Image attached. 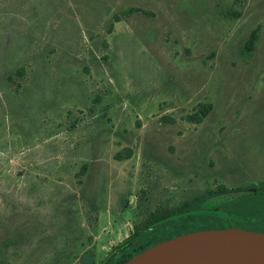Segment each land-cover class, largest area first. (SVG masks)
Instances as JSON below:
<instances>
[{"label": "rangeland", "instance_id": "obj_1", "mask_svg": "<svg viewBox=\"0 0 264 264\" xmlns=\"http://www.w3.org/2000/svg\"><path fill=\"white\" fill-rule=\"evenodd\" d=\"M262 182L264 0H0V264Z\"/></svg>", "mask_w": 264, "mask_h": 264}, {"label": "trees", "instance_id": "obj_2", "mask_svg": "<svg viewBox=\"0 0 264 264\" xmlns=\"http://www.w3.org/2000/svg\"><path fill=\"white\" fill-rule=\"evenodd\" d=\"M116 20L119 21L118 18ZM206 112L207 109L203 115ZM228 227L264 233V182L246 191H227L220 187L178 211L154 212L98 264H124L159 242L194 231ZM81 264L97 263L91 259Z\"/></svg>", "mask_w": 264, "mask_h": 264}, {"label": "water", "instance_id": "obj_3", "mask_svg": "<svg viewBox=\"0 0 264 264\" xmlns=\"http://www.w3.org/2000/svg\"><path fill=\"white\" fill-rule=\"evenodd\" d=\"M124 264H264V233L208 229L159 242Z\"/></svg>", "mask_w": 264, "mask_h": 264}]
</instances>
